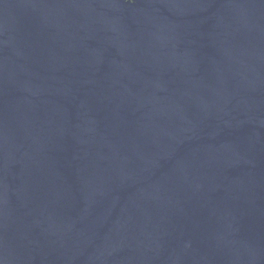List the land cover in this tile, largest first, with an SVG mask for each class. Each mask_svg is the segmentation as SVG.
I'll return each instance as SVG.
<instances>
[{
    "label": "water",
    "instance_id": "obj_1",
    "mask_svg": "<svg viewBox=\"0 0 264 264\" xmlns=\"http://www.w3.org/2000/svg\"><path fill=\"white\" fill-rule=\"evenodd\" d=\"M0 264H264V0H0Z\"/></svg>",
    "mask_w": 264,
    "mask_h": 264
}]
</instances>
